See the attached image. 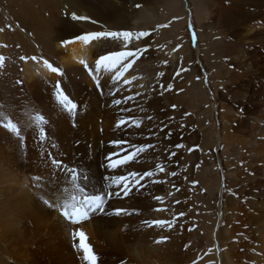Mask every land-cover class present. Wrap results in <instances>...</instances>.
<instances>
[{
    "label": "bare ground",
    "instance_id": "obj_1",
    "mask_svg": "<svg viewBox=\"0 0 264 264\" xmlns=\"http://www.w3.org/2000/svg\"><path fill=\"white\" fill-rule=\"evenodd\" d=\"M11 1L19 4L26 21L33 23L37 43L22 34L21 26L12 30L0 27V56L4 57L0 68V264H88L79 247L80 239L72 235L80 230L98 255L99 264L196 262V247H191L186 214L190 211L191 193L179 184L182 151L175 148L178 137L169 134L168 86L161 88L150 64L143 73L132 72L140 68V56L130 58L135 63L119 80L114 79V72L102 69L100 87L88 70L95 68L99 55L135 51L146 46L149 39L146 41L147 36L133 39L127 45L114 41L112 46L107 41L87 44L75 40L76 36L91 31H123L125 11L137 5L142 9L151 0ZM210 1H203L202 12L197 8V18L201 13L207 16V12L209 18H216L212 11L218 10L220 25L229 29L222 30L224 53L245 58V41L254 44L257 35L264 36V0H215L213 4ZM0 11L5 13L6 9ZM72 13L89 19L74 20ZM140 23L137 19L125 26L140 28ZM176 24L181 27L185 22ZM198 37L196 48L200 50L205 40L203 30L199 29ZM257 49V59L253 58L246 66L243 63L245 70L238 67L230 74L232 82L227 92L219 88L222 81L219 75L215 78L214 73L208 74L210 87L204 84L206 76L200 80L196 75L192 77L200 82L204 102L213 104L206 107V113L199 106L202 111L197 121L199 131L192 128L195 140L189 145L188 168L194 173L196 162L210 161V172H206V167L203 173V182L208 181L207 190L198 189L202 191L201 199L213 208L207 246L212 249L208 259L213 264H264V42ZM193 54L188 44L183 49L171 50L169 70L185 61L186 72L195 73L196 68L188 65L195 61ZM44 60L62 69L64 75L53 73ZM124 80L131 83L125 84ZM57 81L79 105L75 117L57 103L54 96ZM130 96L134 99L127 100ZM116 99L127 102L115 105ZM36 115H43L48 121L41 125L47 132L44 140L40 139L41 126H37ZM149 116L151 120L147 119ZM126 117L140 119L141 127L136 128L131 122L117 127L119 120ZM8 119L17 123L23 139L2 127ZM201 136L204 142L198 149ZM114 140L128 141L129 145L121 147H128L129 151L130 145L151 143L155 147L130 164L112 169L107 166L106 157L120 151L111 143ZM53 159L63 162L60 168L52 163ZM63 165L87 173L90 192L113 193L106 199L103 213L97 211L80 224L62 218L57 203L65 197L64 188L72 187L66 182L70 174ZM158 165H163L165 172L146 177L141 181L144 187H133L127 196L123 192L116 196L120 189L115 185L108 187L109 177L126 175L129 171L143 173L155 170ZM151 180L164 182L156 184ZM207 192L211 196L208 201ZM156 196H162L163 202L157 201ZM45 200L52 206L46 205ZM121 208L132 214L116 215L115 210ZM158 219L173 221V226L149 227L144 223ZM192 256L196 258L188 261Z\"/></svg>",
    "mask_w": 264,
    "mask_h": 264
},
{
    "label": "rangeland",
    "instance_id": "obj_2",
    "mask_svg": "<svg viewBox=\"0 0 264 264\" xmlns=\"http://www.w3.org/2000/svg\"><path fill=\"white\" fill-rule=\"evenodd\" d=\"M203 1L204 0H151V2L147 6L142 7V9H140L141 7L127 9L125 11L127 19L125 18L122 21L124 28L121 29H123V31L136 32L139 30L150 33V35L146 37V41L149 39L146 46L139 48L147 49L146 52L140 55V68H134L132 69V72L143 73L147 70V65L150 64V67L153 69V75L160 80L161 88L166 89L168 86L169 134L173 133L178 137V143L175 145V148L182 151L179 161L182 163L183 168L179 184L181 186L183 185L186 192L190 191L191 193L190 211L187 210L186 214L190 226V239L193 242L191 247H196L195 254L196 257H198L195 264H213L212 259H208L209 254L212 256V249L210 246L207 247L212 229L211 217L213 215V208L211 205L207 206L203 201L204 199H201L202 191H200L202 188L203 190H207L208 181H206V183L203 182V173L206 170V167L208 168L206 172H210V161L206 159L203 163V160L201 159L199 162H196L194 173L188 171L191 163L189 159L191 154L189 151V145L195 140L192 128L196 127L199 131L197 121L202 112L199 111V106H201L202 110L206 113V107L211 106L212 101H209L208 103L204 102L205 97L200 94L199 90L200 82L194 81L192 77L196 75L198 78L197 80H200L203 79L201 78L202 76H206V80L203 79L204 84L210 87L208 74L214 73L215 78L219 75L222 78L219 88L227 92L230 88L229 85L232 82L231 79H229L230 74L238 69V67L241 69L244 68L245 70L247 63V65H249L253 58H258L257 48L264 42V38H262L264 36L257 35L253 39L256 41L254 44L249 40L245 41L247 43V56L245 55L246 60H244L245 58L241 59L238 54L228 56L223 51V49L225 50L226 42L224 41L222 30L227 31L229 29L227 28L228 26H226L227 29H224L225 26L220 25V13L218 14V10L212 11L213 15L216 14V18H209V12H207V16L202 13L198 14L199 19L197 18V8L199 7V11L201 10L200 6L203 4ZM213 2H215V0L210 1L211 4H213ZM225 6L228 7L229 5L226 3ZM19 7V4L13 3L11 0H0V10L3 8L6 9L5 13L0 11V27L2 28L3 26L12 30L15 26H21L20 29L22 28L23 30L22 34L30 41H35L33 43H37V39L32 29L34 25L31 21H26L24 17L25 15H23L22 9ZM229 8L231 9V7ZM200 12H202V10ZM253 13H255V11H253ZM59 16H62V14L59 13ZM137 19L138 21H141L140 28L125 26L130 25ZM183 21L185 24L181 27L176 24L177 22L182 23ZM198 22H200L199 26L197 25ZM147 24L150 25L148 27H141ZM199 29L203 30L205 37L204 42L200 44V50L196 48L199 46L197 45L199 41ZM107 42L112 46L111 44H113L114 41ZM187 44L192 48L194 52L193 56L195 55L194 63L191 61L187 64L189 67L196 68L195 73L186 72L187 67H185V61H179L175 69L169 70V65L172 64L171 50L183 49ZM139 46L140 45H138V47ZM242 55L243 54H241V56ZM234 62H237L236 66L234 65ZM243 63L245 66L242 65ZM161 73H163V75H161ZM193 83H195V87ZM223 83L224 85L221 86ZM210 92V96H212L213 91L211 90ZM205 126H208V124ZM201 127L200 133H202ZM203 142L201 136L198 139L196 148L200 149ZM198 187H200V189H198ZM210 198L211 196L207 192L205 200L208 201ZM194 258L192 256L188 261H191ZM213 260L215 263L214 255Z\"/></svg>",
    "mask_w": 264,
    "mask_h": 264
},
{
    "label": "snow or ice",
    "instance_id": "obj_3",
    "mask_svg": "<svg viewBox=\"0 0 264 264\" xmlns=\"http://www.w3.org/2000/svg\"><path fill=\"white\" fill-rule=\"evenodd\" d=\"M140 7V5H137ZM72 18L74 20H88L89 17L87 16H78L75 13H72ZM92 23H96L92 21ZM150 33L146 31L140 32H132V31H112V30H103V31H91L86 32L82 35H78L75 37V40L83 41L87 44L92 42H104V41H123L127 45V42H131L133 39L139 40L141 37L149 36ZM65 44L72 43V41H65ZM147 49H137L135 51L132 50H120V51H111L108 54L99 55V58L95 62V68H88L86 62L81 61L84 64L85 68H88L89 74L93 76V79L96 81L97 87H100V78L99 73L103 69L106 72H114L115 77L114 79L119 80L123 77L124 72H126L132 65L135 63V59L130 58H138ZM21 59H24L21 57ZM33 60L36 57H32ZM44 65L50 69L53 73H56L60 76L64 75V72L59 67H54L48 60L43 61ZM4 65V57L0 56V68ZM163 75V73H161ZM125 84H130V80H124ZM142 87V85H141ZM170 87V86H169ZM55 92L54 96L57 103L61 106V108L69 113L71 116L75 117L77 111L79 109V105L74 102L72 98L64 91L61 83L57 81L54 84ZM134 99V97H128L127 100ZM122 102L126 103L127 101H121L116 99L113 101V104L120 105ZM122 111H131V109H122ZM35 121L37 122V126H41L47 124L48 121L45 119L43 115H36ZM147 119L151 120L152 117L149 116ZM131 122L136 128L141 127L142 121L140 119L134 117H126L121 118L117 124V127H121L124 125L129 124ZM2 127L8 129L10 132L16 134L18 137L21 136V129L14 123L11 119H8L7 123H3ZM47 138V132L45 131L44 127H40V139L44 140ZM115 147L120 149V151L109 153L106 159L108 160V167L112 169L120 168L124 165H128L131 162L135 161L141 153H145L148 149H152L155 145L151 143H147L144 145H130L131 151H129L128 147H121L124 145H129V142L126 140H114L111 142ZM55 147V145H53ZM121 152L127 153L126 155H121ZM113 157H118L113 159ZM52 163L57 167L60 168L62 165V161L53 159ZM67 174H70V180L66 181L72 185L71 189L64 188L65 197L63 198L62 202L58 201L57 206L61 210V214L65 217L66 220L70 221L72 224H80L83 221L90 219L92 213L97 211L104 212L106 206V199H110L113 195L111 191L107 192H96V191H89L87 189V181L88 175L87 173L81 172L78 168L69 167L68 165H63ZM157 172L163 173L165 172V167L163 165H158L155 170H148L143 173L138 171H129L126 175H118L115 177H109L108 180L111 181L108 187L111 188L113 185L118 187L120 191L116 192L115 195L119 196L120 192H123L124 196H127L130 192H132L133 187L140 186L144 187L141 184L146 177L152 178L157 175ZM173 176L176 175L175 172L172 173ZM35 179L39 180L40 177H35ZM162 180H151V183H163ZM155 199L157 201L163 202L162 196H156ZM178 202V201H177ZM44 203L48 206H52L49 204V201L45 200ZM160 211L161 209H156ZM122 213L131 215L132 213L129 212L127 209H116L115 214L120 215ZM183 215V213H180ZM145 224L149 227L155 225L161 228L168 227L171 228L173 226V221L170 220H145ZM73 237H78L81 241L79 247L84 252V259L88 262V264H99V257L93 250L92 246L88 244L87 236L83 230L78 232L72 233ZM166 239V238H162ZM195 264V262H194Z\"/></svg>",
    "mask_w": 264,
    "mask_h": 264
}]
</instances>
